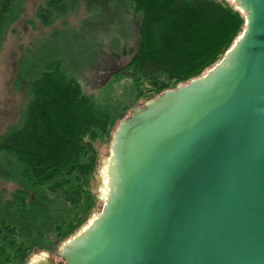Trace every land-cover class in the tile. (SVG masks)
I'll use <instances>...</instances> for the list:
<instances>
[{
  "label": "water",
  "instance_id": "water-1",
  "mask_svg": "<svg viewBox=\"0 0 264 264\" xmlns=\"http://www.w3.org/2000/svg\"><path fill=\"white\" fill-rule=\"evenodd\" d=\"M203 74L130 110L98 214L27 264H264V0Z\"/></svg>",
  "mask_w": 264,
  "mask_h": 264
},
{
  "label": "trees",
  "instance_id": "trees-1",
  "mask_svg": "<svg viewBox=\"0 0 264 264\" xmlns=\"http://www.w3.org/2000/svg\"><path fill=\"white\" fill-rule=\"evenodd\" d=\"M21 4L0 0V50ZM81 6L84 24L96 17L92 25L109 30L111 23L114 34L123 27L120 13L139 17L134 53L104 86L124 80L130 104L86 94L63 58L18 79L28 99L18 124L0 137V179L18 185L8 196L0 192V264L52 252L101 210L94 175L119 121L139 102L220 61L245 22L228 0H44L36 16L48 26Z\"/></svg>",
  "mask_w": 264,
  "mask_h": 264
},
{
  "label": "rangeland",
  "instance_id": "rangeland-1",
  "mask_svg": "<svg viewBox=\"0 0 264 264\" xmlns=\"http://www.w3.org/2000/svg\"><path fill=\"white\" fill-rule=\"evenodd\" d=\"M43 2L44 0H22L21 10L7 32L0 50V137L18 124L28 99L25 85H18V79L27 78L28 73L36 70L45 60H66L68 69L79 79L86 94L110 104H130L131 97L124 80L109 88L104 89V86L112 79L115 69L125 64L134 53L139 17L133 12L128 15L120 13V25L123 27L114 34L111 23L109 30L106 27L99 30L95 24L92 25L98 19L96 17L90 24H84L82 21L85 17L81 6L77 13L68 14L52 25L44 26L36 16L37 8ZM144 103L139 102L130 110L141 107ZM111 140L106 148H101V158L94 175L96 197L102 205V180L99 171L103 160L109 157ZM17 187L13 181L0 179V192L4 196H8ZM99 212L100 210L94 211L79 229L87 225L89 219ZM59 244L49 253L54 255ZM55 260L58 264H64L60 259Z\"/></svg>",
  "mask_w": 264,
  "mask_h": 264
},
{
  "label": "bare ground",
  "instance_id": "bare-ground-1",
  "mask_svg": "<svg viewBox=\"0 0 264 264\" xmlns=\"http://www.w3.org/2000/svg\"><path fill=\"white\" fill-rule=\"evenodd\" d=\"M111 155L103 160L102 166H100L99 176L101 177L100 195L105 198L109 188V168L111 166ZM91 222V219H89ZM86 226V225H85Z\"/></svg>",
  "mask_w": 264,
  "mask_h": 264
}]
</instances>
